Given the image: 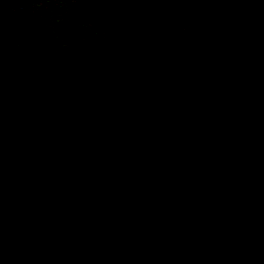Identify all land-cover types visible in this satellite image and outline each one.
<instances>
[{
    "label": "water",
    "instance_id": "95a60500",
    "mask_svg": "<svg viewBox=\"0 0 264 264\" xmlns=\"http://www.w3.org/2000/svg\"><path fill=\"white\" fill-rule=\"evenodd\" d=\"M0 264H264V0H0Z\"/></svg>",
    "mask_w": 264,
    "mask_h": 264
}]
</instances>
